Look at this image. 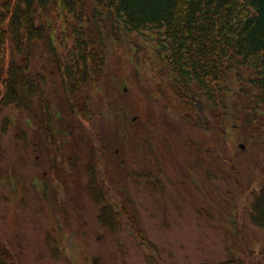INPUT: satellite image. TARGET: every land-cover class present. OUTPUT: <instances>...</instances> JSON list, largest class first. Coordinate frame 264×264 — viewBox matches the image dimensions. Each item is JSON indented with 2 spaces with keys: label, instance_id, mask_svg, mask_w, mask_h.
<instances>
[{
  "label": "rangeland",
  "instance_id": "1",
  "mask_svg": "<svg viewBox=\"0 0 264 264\" xmlns=\"http://www.w3.org/2000/svg\"><path fill=\"white\" fill-rule=\"evenodd\" d=\"M135 36L124 33L125 44L114 51L107 47V63L102 64L104 73L111 74L106 103L128 93L127 101L103 109L109 119L117 121L121 131H133L131 119L144 123L137 102L143 90L150 94L148 119L155 131L147 135L140 128L137 139L131 133L121 139L125 147L121 144L120 176L112 173L114 197L108 200L124 211L116 230L100 222L101 206L90 195L84 165L78 171L70 166L72 154L86 160L88 150L64 105L60 78L45 72L55 101L49 115L52 133L28 122L25 110L6 106L0 111V236L17 254L16 264H217L264 248V229L250 217L253 198L264 183V137L254 139L241 125H227L228 149L218 147L238 175L228 160L198 153L197 146L190 151L192 141L204 140L194 130H165L169 112L159 108L156 92L161 77L166 78L164 66L153 48L136 59L132 45L146 47L149 36ZM40 45L36 65L42 71L50 58ZM132 101L136 109L125 108ZM71 129L77 140H71ZM77 144L82 154L71 148ZM156 176L162 181L154 183L155 189ZM106 192L104 188L105 198ZM129 217L151 244L144 241L140 246L131 237Z\"/></svg>",
  "mask_w": 264,
  "mask_h": 264
},
{
  "label": "trees",
  "instance_id": "2",
  "mask_svg": "<svg viewBox=\"0 0 264 264\" xmlns=\"http://www.w3.org/2000/svg\"><path fill=\"white\" fill-rule=\"evenodd\" d=\"M127 31L155 35L154 51L165 66L172 92L169 96L164 82L158 85L163 96L158 106L169 112L170 121L163 124L165 130L178 133L196 131L204 141H192V151L197 146L198 153H217L220 160H228L218 147L228 149L227 125H241L252 138L264 137V0H0V111L6 106L25 110L29 121L44 125L49 133L55 101L45 72L54 74L61 80L64 105L70 108L80 137H91L95 165L101 169L108 158L118 160L121 139L129 133L137 139L140 128L147 135L154 131L148 119L149 92L138 94L145 119L144 123L131 119L133 131H121L103 111L118 100L106 103L111 74L102 67L104 51L114 40L122 44L121 35ZM41 43L50 58L42 71L36 65ZM136 47V53L145 50ZM127 95L121 94L118 103L127 101ZM136 106L132 101L125 108ZM84 120L89 129L81 124ZM110 180L92 177L88 188L101 206V224L114 231L124 211L104 197ZM250 217L264 229V184L253 198ZM127 224L139 245L146 241L132 218ZM2 240L0 236V264H16L17 254ZM148 260L154 262L152 257ZM217 264H264V248Z\"/></svg>",
  "mask_w": 264,
  "mask_h": 264
},
{
  "label": "flooded vegetation",
  "instance_id": "3",
  "mask_svg": "<svg viewBox=\"0 0 264 264\" xmlns=\"http://www.w3.org/2000/svg\"><path fill=\"white\" fill-rule=\"evenodd\" d=\"M78 116H80L82 118V113L80 112L78 114ZM85 139L88 141L90 139L89 135L87 137H85ZM72 140V138H71ZM73 150H75L77 152V149L76 147H71ZM86 149L88 151H86V160H82L81 158L78 159V161L75 160V156L72 154L71 155V167H73L74 163H76L78 169L77 170H80L81 169V165L83 164L84 165V170H85V174L86 176L88 177V179H91L92 177H108V178H113V174L114 173H118L116 174L117 176L119 175V168L120 166L122 165V160L121 158H119L118 160L115 159V157H110L106 162H105V166L103 165L104 168H98V166L95 165V152H94V149L91 148L90 146H87ZM117 157L118 154H117ZM81 161H86L85 163H81ZM115 165V166H114ZM111 166V167H110ZM73 172V171H71ZM113 173V174H112ZM115 175V176H116ZM116 176V177H117ZM160 181H162L160 179L159 176H156L155 178V181H153L152 183V186L156 189L158 188L157 186H154V183H156L157 185V182L160 183Z\"/></svg>",
  "mask_w": 264,
  "mask_h": 264
}]
</instances>
